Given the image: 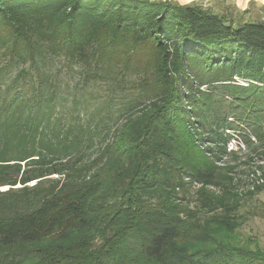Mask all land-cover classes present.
Returning a JSON list of instances; mask_svg holds the SVG:
<instances>
[{
  "label": "trees",
  "instance_id": "1",
  "mask_svg": "<svg viewBox=\"0 0 264 264\" xmlns=\"http://www.w3.org/2000/svg\"><path fill=\"white\" fill-rule=\"evenodd\" d=\"M229 20L204 2L0 0V264H264L224 188L243 165V193H264V22ZM57 62L81 68L80 98L111 92L97 123L73 96L65 124Z\"/></svg>",
  "mask_w": 264,
  "mask_h": 264
},
{
  "label": "rangeland",
  "instance_id": "2",
  "mask_svg": "<svg viewBox=\"0 0 264 264\" xmlns=\"http://www.w3.org/2000/svg\"><path fill=\"white\" fill-rule=\"evenodd\" d=\"M229 9V7L227 10L216 8L214 9V11L218 15H230L232 19L230 17L229 21L233 22L234 24L239 23L240 20H236L237 15L234 14L232 11L228 12ZM47 72L51 74L53 76V79L57 81V84L59 86V92L66 99V102L62 104L63 107L60 109V114L62 113L63 116H65V124L73 125L74 122L72 120V114L69 113L70 110L73 108L71 97L76 96L77 99L81 97L77 88H79L78 81L80 79L82 70L79 66H75L73 68L68 69L62 63L57 62L50 66V68H47ZM128 90L125 91V93L122 92L124 93L122 97L117 98L120 103H116V105L122 106L124 102L136 96L135 92H131ZM107 91H109V89L104 84L93 86L92 88L87 89V93L84 94V96L79 100L80 103H85L84 101L86 99L88 100L87 104L83 108L85 109L83 110V112H85L84 117L87 116V118L89 119V116L91 115L90 119L93 124L97 123L98 119L100 118V116H97L95 112L102 109L103 112H101L99 115L104 116L103 113L107 109V106L105 105L106 102L105 100H103L107 93H111L110 91ZM116 92L117 97L121 95L120 91ZM114 110L115 109L113 108V112ZM118 110H122V108L117 109V111ZM84 122L87 123L86 117L84 118ZM102 136L103 135H94L95 144H93V147L97 146V143L100 139H102ZM232 145L235 147L236 142H232ZM240 166L241 167H239L240 169H238L236 175L238 177L240 176L241 181H239L236 185L234 181H231L230 183H226V186L224 187L226 189H229L230 192H235L240 195L239 205L233 214L236 220L240 223V226L234 230V237L237 241L241 242L242 244L246 245L247 243H249V247L254 249L259 248L264 251V193L251 197L243 193L247 190L249 183H247V181L245 180V178L247 177L245 176L244 178L242 171H240L243 170V165ZM50 178L54 179L55 175L51 176ZM33 183L34 182H31L29 186L33 185ZM5 190H7V187L0 188V191ZM199 190L200 187L197 184H193L192 186L186 185L183 189H180L176 193L178 195V197H176V200L182 206H186L189 209H196L197 207L195 206L197 205ZM205 190H207L210 194L214 196H220L223 191V188L212 187ZM221 213L222 212L220 210L216 211L213 214L206 213L205 210H202V212L197 214L196 218H199V221L203 222L209 219L212 215H220Z\"/></svg>",
  "mask_w": 264,
  "mask_h": 264
},
{
  "label": "crops",
  "instance_id": "3",
  "mask_svg": "<svg viewBox=\"0 0 264 264\" xmlns=\"http://www.w3.org/2000/svg\"><path fill=\"white\" fill-rule=\"evenodd\" d=\"M165 1V0H162ZM179 5L204 2L208 8L232 11L240 22H264V0H171ZM215 12V11H214ZM226 13V12H225ZM229 18L231 17L228 15ZM232 18V17H231Z\"/></svg>",
  "mask_w": 264,
  "mask_h": 264
}]
</instances>
